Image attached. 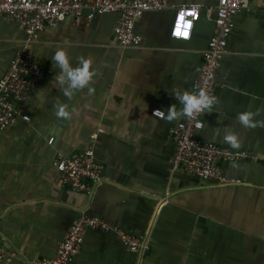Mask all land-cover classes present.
I'll return each mask as SVG.
<instances>
[{
  "label": "crops",
  "instance_id": "crops-1",
  "mask_svg": "<svg viewBox=\"0 0 264 264\" xmlns=\"http://www.w3.org/2000/svg\"><path fill=\"white\" fill-rule=\"evenodd\" d=\"M197 4L201 14L189 40L171 36L175 12H146L136 22L138 47L114 38L116 14L97 16L87 27L66 20L46 27L33 46L46 79L0 132V243L14 257L3 264H33L52 257L83 212L111 226L150 239L145 258L126 251L110 233L88 230L72 264H264V0H248L234 17L212 92L215 102L202 116L198 137L233 148L236 135L253 160L224 162L222 172L241 184L217 186L174 170L170 106L182 109L177 94H194L203 51L215 31L212 0H170ZM25 38L18 22L0 17V79ZM63 49L73 67L80 58L95 74L71 99L54 77L52 61ZM67 87V84L64 85ZM75 112L58 118L56 106ZM160 109V119L153 110ZM101 130L95 153L103 164L102 184L89 194L62 186L58 153L72 155ZM52 141V142H50Z\"/></svg>",
  "mask_w": 264,
  "mask_h": 264
},
{
  "label": "built area",
  "instance_id": "built-area-1",
  "mask_svg": "<svg viewBox=\"0 0 264 264\" xmlns=\"http://www.w3.org/2000/svg\"><path fill=\"white\" fill-rule=\"evenodd\" d=\"M215 7V31L203 51V65L195 80V91H205L212 97L216 77L223 55L227 52L228 39L234 29V17L249 9L248 0H212ZM173 10L175 19L171 36L189 40L196 22L200 19L201 6L175 4L170 0H0V17L22 25L25 38L10 62L6 74L0 79V132L9 128L18 117L29 121L22 114V107L46 79V72L34 56L32 46L38 42L46 27H56L71 20L76 27H87L104 14H116L114 38L123 48L138 47L142 38L136 33V22L146 12ZM206 111V110H205ZM201 113L184 116L170 128L175 143L171 164L174 170L183 169L205 182L217 186H235L241 182L225 176L221 164L253 160L245 150L233 149L208 142L198 137L203 127ZM153 115L163 119L160 109ZM101 130L91 135L85 150L65 155L58 153L55 167L62 186L73 191L89 194L102 184L103 164L95 153L96 141ZM52 142V141H50ZM88 230L113 234L127 252L145 258L150 251V239L143 234H133L123 228L111 226L100 216L81 213L69 228L56 253L33 264H72L80 254ZM14 256L7 253L0 243V264Z\"/></svg>",
  "mask_w": 264,
  "mask_h": 264
},
{
  "label": "clouds",
  "instance_id": "clouds-1",
  "mask_svg": "<svg viewBox=\"0 0 264 264\" xmlns=\"http://www.w3.org/2000/svg\"><path fill=\"white\" fill-rule=\"evenodd\" d=\"M55 65L60 69L59 73L55 75L54 79L60 86L63 95L72 98L76 91L82 90L87 87L88 93L91 94L94 89L89 87L95 72L91 69V62L87 58H80L79 64L73 67L70 62L67 53L63 49L55 51L51 57ZM67 84V87L64 85ZM176 98L182 104V109L177 110L173 106L169 107L166 119L169 121L183 116H192L194 113H201L205 110L211 111L212 105L215 102V98L209 96L205 91L201 90L197 94L182 93L177 94ZM75 112L72 109L70 113L67 110V105L58 104L56 106V116L58 118L70 119L71 115ZM224 141L229 143L231 147H239L238 139L233 133H226L224 135Z\"/></svg>",
  "mask_w": 264,
  "mask_h": 264
}]
</instances>
